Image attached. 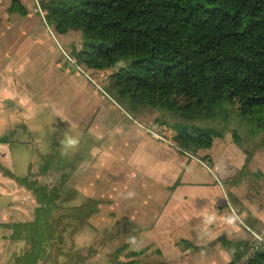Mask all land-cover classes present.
I'll return each mask as SVG.
<instances>
[{
  "label": "trees",
  "instance_id": "16d2710c",
  "mask_svg": "<svg viewBox=\"0 0 264 264\" xmlns=\"http://www.w3.org/2000/svg\"><path fill=\"white\" fill-rule=\"evenodd\" d=\"M39 9L55 33L81 34L73 53L78 65L115 70L110 85L133 111L148 108L176 120L157 123L168 125L183 152L212 146L220 134L196 125L227 120L226 113L220 117L225 106L264 130V0H43ZM8 12L27 14L19 0ZM27 181L16 178L38 205L31 222L12 226L27 245L12 264H43L63 226L80 224L94 209L64 208L58 191ZM221 242L228 264H264V248L243 262L248 242Z\"/></svg>",
  "mask_w": 264,
  "mask_h": 264
},
{
  "label": "crops",
  "instance_id": "0c3cea01",
  "mask_svg": "<svg viewBox=\"0 0 264 264\" xmlns=\"http://www.w3.org/2000/svg\"><path fill=\"white\" fill-rule=\"evenodd\" d=\"M19 1L27 12L24 4L31 0ZM9 7L5 11L9 16L22 17L9 13ZM34 12L43 15L38 9ZM42 30L47 34L51 32L45 21L43 27L37 25L29 30L38 38L31 46L48 37L46 34L39 37ZM14 47L13 50L22 48L19 41ZM19 50L16 49L13 63L21 58ZM3 88L0 83V90ZM0 94L2 128L5 120L8 123L19 114L14 113L10 119L6 117L9 103L14 107L24 99L15 91ZM27 102L25 108L28 110H22L23 116L32 118L37 104L47 101L43 95L41 99L30 96ZM134 112L137 121L123 114L119 121H103L106 125L99 122L92 125L93 121L84 120L76 135H86V131L90 134L88 142L77 144L75 163L70 167L68 163L61 164L60 172L53 164L49 165L52 178L48 183L56 185L60 176L61 190L58 192L77 195V206L67 208L94 209L80 220L81 226L88 227L84 233L89 239L129 243V248L111 250L114 261L110 259L109 262L102 261L103 250L106 252L108 248L96 249L92 252L91 263L228 264L230 251L223 246L222 240L248 242V255L253 244L251 232L264 235V192L259 195L260 191H252L248 186L252 178L247 175L257 173L259 153H252L250 148L249 153H245L239 141L228 139L226 144L216 138L209 149L190 155L175 146L170 131L171 143L160 141L147 132L148 128L160 126L157 118H144L140 111ZM8 156L12 159L9 144L0 143L2 172ZM51 159L53 156L49 158L52 162ZM2 174L0 202L8 203H0V264H12L21 255L18 251L21 242L26 243L21 236L15 237L12 226L31 222L33 211L30 210L32 204L21 195L15 168L12 177L16 188L5 184ZM137 245L140 247L136 248ZM76 253L72 251V259L67 261L76 259L71 264H82L88 251L79 253L76 250Z\"/></svg>",
  "mask_w": 264,
  "mask_h": 264
},
{
  "label": "rangeland",
  "instance_id": "374dc122",
  "mask_svg": "<svg viewBox=\"0 0 264 264\" xmlns=\"http://www.w3.org/2000/svg\"><path fill=\"white\" fill-rule=\"evenodd\" d=\"M41 1L43 0H31L24 4L28 8L27 16L19 18L9 16L5 12L10 5V0H0V83L3 84V92L13 94L15 91L24 99L23 102L20 101L17 106H14L17 110H14L13 103H9L10 107L6 117L10 119L14 113L18 112L19 114L16 113L17 117L11 118L8 123L5 120V124L3 123V127L0 128V140L8 141L12 157V159L7 157L5 167H3L5 171L2 172L0 169V176L3 173L5 184L16 188V183L14 185L13 178L10 177L15 168L17 178H27L37 187L44 186L47 190L60 192V176H58L56 185L52 186L48 183L52 178L49 165L53 164V168H57L60 172L61 164L68 163V167H70L69 165L75 163L77 144L80 145L81 142L87 141V136L90 134L89 131H86V135H76L80 131L77 129L78 126L84 125V120L93 121L92 125L98 122L101 125H106L103 121H119L120 114L137 121V114L131 106L118 97L111 87V73L115 70L97 72L77 64L73 53L81 48L79 32L70 31L65 35H59L51 28H49L50 34L42 30L39 32V37L45 34L48 37L44 38L43 42H37L34 47L31 46L36 43L38 38H34L29 30L35 29L37 25L42 27L44 25V15H37L34 12L35 9H38ZM35 5L36 7H34ZM13 19L16 20L12 21ZM18 41L22 48L16 49H20L21 58H17L19 61L16 59V62L13 63L16 54V49H13ZM29 46L33 48L28 49ZM2 91L0 90V93ZM43 95L47 102L43 105L37 104L38 109L35 116L25 118L22 110H28V107L25 108L28 98L32 96L41 99ZM138 111L144 118H157V122L173 124L176 121L169 115H163L148 108L138 109ZM225 113L227 120L219 118L215 122L200 121L196 127L215 129L220 134L217 139H221L222 142L227 144L228 139L229 141L236 140L241 143V147H245V151H247H244L245 153H249L250 149L252 153H259L260 165L257 166L259 167L257 173L253 176L247 175L252 178L251 184L249 183L248 186L252 191H260L259 195H261L264 192V146L262 145L264 130L239 118L234 106H225L220 117ZM94 114L95 119H93ZM86 115L87 118H83ZM157 128L161 132H166V136L169 134L168 131L172 133L168 125L161 123L155 129L158 130ZM231 152L232 150L229 151V153ZM47 155L53 156L52 162L49 160L51 156ZM12 176L14 175L12 174ZM20 188L21 195H24L27 201L32 204L30 210L34 213V207L38 204L33 193L22 185ZM59 196L60 200H57L56 203L62 207L77 206L76 193L67 196L59 193ZM64 199L69 202H63ZM0 203L7 204L8 201ZM81 225L73 221L69 227L63 226L58 236L61 242L58 241L53 245L52 253L46 256L43 264H71L77 260L74 259L72 262L67 260L72 259V251L76 253V250L79 253L87 250L88 255L82 256L84 258L82 264H92L93 253L96 252V249L98 251V248L103 249L104 247H107L108 251L103 250L102 261L106 262L110 259L114 261V251L111 252V250L129 248V243L124 245L125 243L122 241L113 242L100 240V238L93 241L89 239L88 234L84 233L88 231L87 225ZM22 244L21 242V247L18 250L20 254H23L27 248L26 243ZM138 247L140 245L136 246V248Z\"/></svg>",
  "mask_w": 264,
  "mask_h": 264
},
{
  "label": "built area",
  "instance_id": "2783aa9c",
  "mask_svg": "<svg viewBox=\"0 0 264 264\" xmlns=\"http://www.w3.org/2000/svg\"><path fill=\"white\" fill-rule=\"evenodd\" d=\"M38 12L41 13L39 7H38ZM147 132L150 135H152L154 138H156L160 141L171 143V141L169 140V137L166 136V132H161L160 129L156 130L155 128H148ZM251 235H252V239H253V244H252V247L250 249V253L245 257L243 262H246L249 259L251 253L254 250H256L257 248H264V235H259V234L254 233V232H251Z\"/></svg>",
  "mask_w": 264,
  "mask_h": 264
}]
</instances>
